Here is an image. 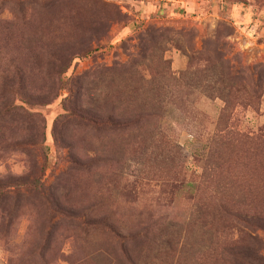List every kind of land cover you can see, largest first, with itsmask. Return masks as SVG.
<instances>
[{
	"label": "rangeland",
	"instance_id": "rangeland-1",
	"mask_svg": "<svg viewBox=\"0 0 264 264\" xmlns=\"http://www.w3.org/2000/svg\"><path fill=\"white\" fill-rule=\"evenodd\" d=\"M0 264H264V0H0Z\"/></svg>",
	"mask_w": 264,
	"mask_h": 264
},
{
	"label": "trees",
	"instance_id": "trees-1",
	"mask_svg": "<svg viewBox=\"0 0 264 264\" xmlns=\"http://www.w3.org/2000/svg\"><path fill=\"white\" fill-rule=\"evenodd\" d=\"M116 236H117V237H121V235L118 234V233L116 234ZM123 252H127V251H126L125 249H123Z\"/></svg>",
	"mask_w": 264,
	"mask_h": 264
}]
</instances>
